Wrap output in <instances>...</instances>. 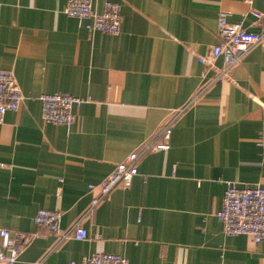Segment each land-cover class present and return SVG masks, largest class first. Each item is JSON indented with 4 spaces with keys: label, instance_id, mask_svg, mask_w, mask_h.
I'll list each match as a JSON object with an SVG mask.
<instances>
[{
    "label": "crops",
    "instance_id": "crops-1",
    "mask_svg": "<svg viewBox=\"0 0 264 264\" xmlns=\"http://www.w3.org/2000/svg\"><path fill=\"white\" fill-rule=\"evenodd\" d=\"M67 0H0V70L24 101L0 123V229L36 234L18 264H79L109 253L128 264H264V242L228 237L215 216L228 184L264 187L262 0H91L121 5L117 35L89 33ZM219 17L261 35L221 76L208 56ZM84 100L71 126L41 118L43 94ZM170 124L169 149L147 152L129 188L87 215L97 185ZM38 210L61 213V233L38 229Z\"/></svg>",
    "mask_w": 264,
    "mask_h": 264
},
{
    "label": "built area",
    "instance_id": "built-area-1",
    "mask_svg": "<svg viewBox=\"0 0 264 264\" xmlns=\"http://www.w3.org/2000/svg\"><path fill=\"white\" fill-rule=\"evenodd\" d=\"M251 5L254 0H243ZM263 9L251 8L256 19L264 17ZM64 14L70 18L88 21L85 29L89 33L101 32L117 35L121 25V5L106 2L103 11H93L91 0H67ZM261 35L246 31L238 24L228 23L224 17L217 20V42L208 56L198 57V61L212 67L216 59L223 58L224 67L221 76H226L230 69L240 62L248 51L259 43ZM41 103V118L44 123L71 126L75 121L74 107H80L84 100L68 94H43L38 97ZM24 101L15 77L11 71L0 70V123L8 111L17 112ZM171 134L170 124L159 133L161 142H152L140 152H132L115 165L113 170L97 185H89L90 191L97 196L91 200L87 215H90L98 203L113 189L130 187L133 177L137 175V162L147 152H161L169 149L168 139ZM215 216L221 224L222 233L228 237L249 236L254 243L264 242V187L238 188L228 184L223 195L222 207ZM61 213L58 211L38 210L33 218L35 226L45 232L57 235L61 241L67 237L85 238V232L78 223L71 233H61ZM36 234L11 232L0 229V264H18V258L28 247ZM36 264H42L41 262ZM74 264V263H70ZM79 264H128L121 256L109 253H96L83 258Z\"/></svg>",
    "mask_w": 264,
    "mask_h": 264
}]
</instances>
